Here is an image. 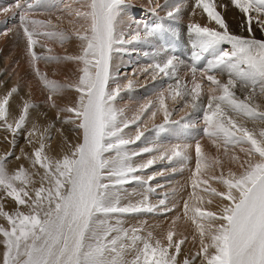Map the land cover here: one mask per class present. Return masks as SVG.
<instances>
[{
  "label": "snow or ice",
  "instance_id": "obj_1",
  "mask_svg": "<svg viewBox=\"0 0 264 264\" xmlns=\"http://www.w3.org/2000/svg\"><path fill=\"white\" fill-rule=\"evenodd\" d=\"M76 2L79 4L76 9H72L71 4L66 7L68 15L73 16L78 24L73 35L80 42L81 50L78 55L63 58L52 55V49L41 41L63 45L70 37L58 31L51 19L31 18L35 9L44 6V0H24L23 6L20 2L14 5L19 10L29 63L48 91V100L52 101L66 87L78 94L71 106L60 111L70 114L63 122L75 124L81 130L82 138L70 153L54 160L46 154L45 137L40 135L39 147L31 156L32 166L42 169L43 175L40 176V186L33 193L28 189L35 183L34 174L22 166L9 173L5 161L10 153L0 157V190L18 206L29 209L27 213L18 210L9 213L0 207V217L8 225L0 226V245L4 249L0 264H177L186 238L177 239L174 227L166 232L164 240L154 239L152 232L142 235L143 227L125 228L123 215L152 213L158 207L149 203L148 196L128 205H121V200L124 185L132 182L150 185L156 175H163L158 172L145 179L137 173L144 172L158 161L169 164L186 162L191 146L178 143L163 150L158 147L133 150L130 146L145 135L142 130L145 113H150L153 119L158 112L162 113L164 123L155 126L157 131L165 130L172 113L161 93L158 108L153 110V104L149 102L129 119L124 110L116 106V100L124 88L133 87V82L128 79L122 86L112 72L113 54L123 51V45L163 35L168 30L162 23H157L155 26L144 24L141 32L138 24L131 40H126L125 32L120 30L125 0ZM231 3L243 14L249 36L230 33L213 0H195L194 10L202 9L218 27L195 23L187 26L192 49L191 88L177 78L179 58L164 56L168 48L152 52V63L144 71L151 69L153 78L157 74L175 78V84L168 86L171 99L191 97L193 109L199 107L203 82L207 81L204 135L218 150L222 147L225 155L230 149L238 148L245 157L241 161L239 155L231 156V161L238 163L240 168L238 174L229 170L225 175L221 168L219 175L205 176L209 169L221 166L222 161L218 157L210 159L201 144H195L193 192L190 200L184 201L183 215L195 226L200 237L197 256L201 257L202 264H264V127L250 129L240 122L242 119L264 125V110L252 102L257 88L259 95L264 96V40L252 35L254 23L264 31V0H231ZM179 11L180 6L174 5L167 16L175 20ZM37 45L45 49L44 54L37 53ZM223 45L230 47L226 49ZM61 59L81 65V74L75 85L67 86L51 80L37 66L40 61L58 63ZM201 61H206L205 66L198 69ZM218 74H226L227 81L222 83ZM110 81L115 83L114 87H110ZM237 87L248 90L244 99L236 96ZM17 91L13 87L0 99V122L13 135L24 127L32 107L26 102L19 118L14 123L8 122L9 101ZM51 106L56 107V104L53 102ZM133 125L135 135L130 136L126 129ZM182 126L190 127L187 123ZM35 134V128L29 132V136ZM153 152L157 154L145 162H135L136 157ZM171 170L176 171L174 167ZM212 182L219 183L224 190L218 191L212 187ZM147 191L155 189L149 186ZM205 195L209 197L208 203H212V198L222 201L219 211H209L201 206ZM159 207L171 210L166 207V198L159 200ZM184 264L190 262L186 259Z\"/></svg>",
  "mask_w": 264,
  "mask_h": 264
},
{
  "label": "rangeland",
  "instance_id": "obj_2",
  "mask_svg": "<svg viewBox=\"0 0 264 264\" xmlns=\"http://www.w3.org/2000/svg\"><path fill=\"white\" fill-rule=\"evenodd\" d=\"M34 1V0H33ZM67 0H60V3L62 2H66ZM174 3L172 4H169L168 3V0H167V4L165 3V0H160L159 3H161V7L162 6H165L166 5V8H167V13L169 10H173V6L174 5H177L178 3L175 2V0H173ZM180 1V0H178ZM177 1V2H178ZM191 4L190 2L186 3V5H184V3L180 2L178 5L180 6V11L177 15H180L181 18H185L184 19H178L176 18L175 20L173 19H170L167 15L165 14H162V12H165L163 8L160 7V10L157 11L155 9V12H153V9H154V0H145L146 2V6L145 7L146 9H148L152 14L153 16L158 17V19L162 22L163 20L165 21L166 24L169 25V27L172 29L174 28V33L176 36H179L178 35V31H185V28L189 25V24H193V19L194 18H199V14L203 13V17H207L206 13L203 12L202 9L200 8H195L194 10V2L195 0H191ZM17 2H20L22 4V6L24 5V0H0V80L2 79L3 75L5 77V80H2L0 81V99H3V97L13 88L16 86V88L18 89V93L21 94L22 96H26V95H23V94H27L28 98L26 97H22L21 95H18L17 92L16 93H13L12 94V97L9 101V117H8V122L9 123H14L18 118H19V115L22 114V109H23V105L27 102L29 103L30 105L33 103L34 105H36L34 107V109H40L41 113L43 114L44 113V117H42V114H40V117L38 116L37 119L41 118L40 122L37 120L36 122L37 123H42V124H38L39 126L36 127L37 128V132L34 136V139L36 137H39L40 138V135L43 134L44 135V144L45 146L47 145V147H45V152L46 154L49 156V158L51 159H59V158H62L65 154H68L70 153V151L72 149H69V152L68 151H57V142L59 143V140H61L62 137L59 136V129L58 127H56L52 120H50V117H52L50 115V111L55 108V107H45L43 104V100H45L43 98V96H38L39 92H35L33 95H30V93H28L27 91L25 92H20L22 87H23V84L24 83H27L25 82L24 80L25 79V73L26 72H22L24 71V67H27L25 64H26V61H24L27 57V54H25L27 51L26 50V38L24 37L23 33L21 34L20 32H22V29L20 27V21H19V10H17L14 5L17 3ZM130 1L128 0H125V9H124V12H127V13H130V16L131 17H126L124 19H127L129 20V22H132L131 25H134V23L136 24V22L139 21V19H141L140 15H139V12L142 10L141 5H138L137 3L134 5V8H135V11L138 12V16L136 15H133L132 16V11L128 6ZM144 1L140 2L141 4H144L143 3ZM153 2V4H152ZM221 2H225L224 5L220 4ZM213 3L215 5V8H216V11L218 13L221 14V16L223 17V19L225 20V23L227 24L228 26V31L231 32V25H233L235 27L236 30H238L239 32H241V36H249V33L246 32V33H243V31H241V29H245V26H243V20H244V16L242 13L237 12L238 15H230L228 16L230 11H232V9L234 8V6L232 5L231 3V0H226V1H220V0H213ZM69 4H71L72 6L73 5H79L76 0L74 1H71L69 2ZM68 4V5H69ZM149 4V5H148ZM190 4V5H189ZM157 5V4H155ZM181 6H183L181 8ZM79 7V6H77ZM139 7V8H138ZM157 7V6H155ZM6 9H8V11H4ZM14 8V9H13ZM40 8V7H39ZM43 8V7H42ZM184 8H187V9H184ZM38 9V8H37ZM36 9V10H37ZM184 9V10H182ZM43 9H41L42 11ZM166 10V9H165ZM40 11V9L38 10ZM38 11H34V14H36V12ZM4 12V13H3ZM123 12V13H124ZM161 12V13H160ZM3 13V14H2ZM64 12H61V14H63ZM135 13V12H134ZM166 13V14H167ZM194 13V14H193ZM68 14V12H67ZM124 15V14H123ZM151 15V14H150ZM34 16V15H33ZM31 16V18L33 17ZM233 16V17H232ZM57 17H60L61 19V15L58 14V16L54 17L52 19V21H58L60 19H57ZM134 18V20H130L131 18ZM188 17H189V20H188ZM205 17V18H206ZM162 18V19H160ZM203 18V21L202 22L199 18L200 21H197L195 20L194 23L195 24H203V26H207V27H210V28H217L218 26L215 24V22H211L209 21V19L207 20V18L205 19ZM230 18H232L231 20H229ZM71 20H74L73 16L70 17ZM235 19L236 22H238L237 24H235L233 22V20ZM169 20V21H168ZM182 20V21H181ZM146 21V20H145ZM148 21H151L150 19ZM206 21V23H205ZM207 22H210L208 25H207ZM70 26H73L71 25L73 22H68ZM81 23V22H80ZM214 23V24H212ZM138 24V23H137ZM205 24V25H204ZM55 25V24H54ZM68 25V26H69ZM144 24H142L143 26ZM141 26V27H142ZM214 26V27H213ZM238 26V27H237ZM17 27V30L14 28ZM65 27V26H64ZM123 27V25H122ZM66 28V27H65ZM13 30L15 32V37L12 35V34H8L11 32V30ZM67 29V28H66ZM230 29V30H229ZM69 30V29H68ZM123 30V29H122ZM135 30H137V27H129L128 28V31L130 32H135ZM177 30V31H176ZM260 30L261 32V28L259 26H257L255 23L253 24V33L252 35H256L255 33H257L258 31ZM73 31V30H72ZM66 34H69L68 32L64 31ZM4 33V34H3ZM18 34H21L20 36L17 35ZM2 34L4 35L3 36V40L1 38ZM244 34V35H243ZM5 35H6V38H5ZM14 37H12V36ZM129 33H127L125 35V39L126 40H130V37H128ZM187 35H188V32H187ZM10 36V38H9ZM16 36L20 37V38H16ZM70 36V34H69ZM185 37V35H184ZM188 37V40H189V36ZM5 38V39H4ZM7 39L10 41L11 39H16L14 41H17V47H14V46H11L10 43H8V47L6 46L7 44ZM72 39V38H71ZM163 40L167 41L165 38H162ZM172 39V38H171ZM8 41V42H9ZM76 41H78L76 39ZM183 43L184 40H182ZM190 41V40H189ZM133 42V41H131ZM130 42V43H131ZM25 43V44H24ZM56 43V42H55ZM42 44V43H41ZM70 44V43H68ZM72 44V43H71ZM70 44V45H71ZM128 44V43H127ZM125 44V45H127ZM155 44L156 46H161V44L159 43V36H156V41H155ZM159 44V45H158ZM38 46V50L40 51L42 48L40 47V45H37ZM224 48H229L230 46L228 45H223ZM162 47V46H161ZM188 46L184 47L183 50H182V54L184 58V60H186V62L189 64V68L191 66L190 64V60L186 59L184 57V55H189V52H188V49H187ZM44 49V48H43ZM66 49H69V48H66ZM25 50V51H24ZM45 50V49H44ZM63 50V49H62ZM157 50H161V49H157V47L153 48L152 47V50L151 51H157ZM6 51H8L10 54H8ZM22 51L25 52L22 54ZM5 53V54H4ZM120 53V52H119ZM144 53H148L147 51H145ZM152 53V52H151ZM115 55H113V59H115L114 57H116V55L118 53H114ZM11 55V56H10ZM25 56V59L23 60V57ZM69 56V55H67ZM164 56H167V53L165 52ZM29 58V57H28ZM144 57H141V60L145 62H147L146 60H143ZM181 59H179L180 61ZM3 61H6V64L4 65L3 64ZM136 63L139 65V62H137V60H135ZM41 62H44V61H40L39 63L42 64ZM206 61H201L200 63H203ZM45 64H48L46 62H44ZM199 63V64H200ZM180 64V63H179ZM198 64V65H199ZM9 65V66H8ZM6 66L8 67V69L6 68ZM132 66V65H131ZM131 66H123V64L121 65H118L117 67V71L114 72L115 75L118 76V79L121 78L120 80H123L125 78V81H123V85H126L127 84V80L130 79V77L126 76L127 74H132L131 76H133V84L134 86L136 85L135 83L137 82V84H139V88H135L136 91H133V93H137L139 91H143L145 93V90H144V86L141 82L143 81L144 79V75L146 74V76H151L152 74V71L150 72H145L144 69L146 67H142L140 69L141 72H138V73H135V71L130 68ZM182 65H179L178 67H181ZM31 65H28V70L31 71ZM140 67V65H139ZM204 67V66H203ZM125 68V69H124ZM23 69V70H22ZM15 70V71H14ZM151 70V69H149ZM125 71L127 73H125ZM133 71V72H131ZM129 72V73H128ZM14 73V74H13ZM117 73V74H116ZM149 73V74H148ZM15 74H17L19 77H24L23 81H21L22 79H14V76ZM32 74V73H31ZM72 74V80H68V81H64V77H60V76H57L56 80L57 81H60V78L63 79V81L66 83L65 85L67 86H70V85H75V83L78 81V72L76 71H73L71 73H68V75H71ZM125 74V76H124ZM138 74V75H137ZM35 74L33 75H27L29 77H35L34 76ZM196 75H199V73H197ZM224 75V74H223ZM223 75H220L218 74V79L222 80L221 82H225L224 80V76ZM123 76V77H122ZM135 76V77H134ZM160 77L158 78H161L163 77V74L159 75ZM223 76V77H222ZM139 77V78H137ZM145 77V78H147ZM178 77V76H177ZM191 77H192V73H191ZM198 76H196V79H197ZM142 78V79H141ZM13 79V80H12ZM20 80V81H19ZM153 80V79H152ZM199 80V79H197ZM4 81V82H3ZM8 81V82H6ZM13 81V84H10L12 85L9 86L10 88H6L5 87V83H11ZM27 81V80H26ZM191 80H187V79H184L183 78V83H187L188 87L191 88L192 87V81L190 82ZM2 82V83H1ZM22 82V83H21ZM111 82V81H110ZM166 83H170L169 81V77H167V79L164 81ZM189 82H190V85H189ZM4 84V85H3ZM207 84H209L207 82ZM2 85V86H1ZM21 85V86H20ZM204 85H206L205 82H203V93L201 95V97L199 98V101H203L205 100V98L207 99V89L206 87H204ZM20 86V88H19ZM25 86V84H24ZM5 87V88H4ZM110 87H114L111 85L110 83ZM208 88V87H207ZM70 89V88H68ZM73 91V90H72ZM245 91V89H244ZM27 92V93H26ZM76 95L77 93L75 91H73ZM38 93V94H37ZM122 93V91H121ZM120 93V94H121ZM17 94V95H15ZM147 94V93H146ZM31 97H30V96ZM35 95V96H34ZM148 96L144 97L143 96H140V97H136L135 96V99L133 100H129V102L127 103L125 100L126 98H119L117 97V99L119 100H116V106L118 108L121 107V109L124 110L125 112V116H127L129 119H131L134 114L140 109V107L142 105H145L146 103V100H149L147 102V104L149 102H151L153 104V110H155L156 108H158V96H157V100H156V97H153V95L151 94H147ZM156 95V94H155ZM159 95V92L158 94ZM134 96V94H133ZM19 97V98H18ZM21 97L23 99H21ZM65 97V96H64ZM264 96L262 95H259V89H257V97H256V100L258 101H254L253 103L254 104H258L260 106V109L261 110H264ZM130 98V97H129ZM132 98V97H131ZM155 98V99H154ZM203 98V99H202ZM19 99V100H18ZM21 99V100H20ZM25 99V100H24ZM29 99V100H28ZM42 99V100H41ZM137 99V100H136ZM188 99V96L184 97V100L186 102V100ZM128 100V99H127ZM136 100V101H135ZM20 101V102H19ZM29 101V102H28ZM121 101V102H120ZM135 101V102H133ZM181 101V100H179ZM261 101V102H260ZM32 102V103H31ZM52 103H56V107L60 106L61 109H64V104L61 103L59 100H57L56 98L53 97V100L51 101ZM124 104H123V103ZM172 102H176V100L172 101ZM37 103V104H35ZM51 103V105H52ZM127 103V104H126ZM131 103V106H129V104ZM141 103V104H140ZM143 103V104H142ZM166 103V102H165ZM32 104V106H34ZM40 104V106H39ZM126 104V105H125ZM137 104V106H136ZM63 105V106H62ZM128 105V107H127ZM167 107H168V110L172 113L171 117H170V121L171 122H177L175 121V118H180V125L182 126L184 123V120H183V116L184 114L180 113L181 111H183V109H179L180 106H177V103L176 104H172L171 107L169 106L168 103H166ZM191 105V102L190 104ZM44 106V107H43ZM140 106V107H139ZM38 107V108H37ZM130 107V108H129ZM187 108L189 107L188 105L186 106ZM45 108V109H44ZM129 108V109H128ZM33 107H30L29 109V112H28V117H27V120L25 122V125L23 128H21L15 135H13L12 132H9L5 127H3V122H0V157H3L5 156L6 154H9L10 155H7V159L5 161V164H6V168L8 170L9 173H14L16 170H18L21 166L24 167L27 171H29L30 173H33L34 174V181L35 183H33L30 188L28 189L30 193H33L34 192V189L38 188L40 186V176L43 175V170L42 169H39L38 167H33V166H28V165H25L24 161H22L21 159H25V160H31L32 161V156H31V153H23L24 150L20 151V149L18 148L20 145V142H23L24 145L27 143V140L26 138H28V133H29V129H31L32 127L29 128V125L32 124L33 125V122L31 121V113L32 111H34ZM32 110V111H31ZM47 113H46V112ZM187 113H190V112H193L191 115H189V119H192L190 121H188L190 127L188 129L185 130V134H186V139L189 140V143H187L188 145H190L191 147H189L188 149V155H189V159L186 161V162H180V161H173L171 164H169L167 161H158L156 162L151 168H148L147 170H145L144 172L142 173H137V175H142L145 179L147 178V176L149 175H154L156 174L157 172H163V175H156L155 179L152 180L150 182V185H147V184H140V183H137V182H132V183H129V184H126L123 186V193H122V200H121V205H128L129 203H136L138 201H140L141 199H143L144 196H148V200H149V203L152 204L153 206H157L158 207V210L155 211V212H152V213H146V212H141V213H132V214H125L123 215L121 218L123 220V226L125 228H130V227H143V232L141 233L142 235L144 236H147V233L148 232H152L153 234V238L154 239H160V240H164V237H165V234L166 232L170 229V228H173L174 227V230L176 231L177 233V239L179 238H186L185 239V243L181 246V252L179 254V256L177 257V264H184V261L187 259L190 264H202V259L201 257L197 256V253L200 251V237L196 231V228L195 226H193L191 224V222L189 220H185L184 215H183V204H184V201L185 200H190V193L188 194V190L187 188H192L191 186V180H192V175L191 176H188L190 177L191 179H189L188 181L186 180V178L188 179V177L185 175H182V173H184V170L186 167H192L194 164L196 166V156H195V144L197 142H199L202 146V149L204 151V153H206V155L208 156H211L212 158H217L216 156H212L209 151L210 150H213L215 148V146L213 145L212 141L209 142V138L207 137V140L204 139V132H203V128H204V125H203V117L202 119L200 120V116L199 114L195 115L197 112L192 110V107L190 106V110L189 108L186 110ZM190 111V112H188ZM49 113V114H48ZM39 115V113H38ZM52 115H53V118H60V114L58 112V109L55 108V110L53 109V112H52ZM50 116V117H49ZM199 116V117H197ZM64 118H68L66 115L63 116ZM187 117V116H186ZM44 118V119H42ZM46 118V119H45ZM195 118V119H194ZM188 119V120H189ZM183 120V121H182ZM148 121V122H146ZM170 124H174L172 126H175L176 123H171ZM156 123V120L150 122V120H147L146 118H144V122L142 124V130H144L145 132V135L144 137L141 138L140 141H138L136 144H133L131 145L130 147L133 149V150H141L143 149V147L145 148L146 146V143L149 146V144L153 141H155V143H151V147H158L160 148L161 150L162 149V146L163 144L165 143H169L172 139L173 140H178L179 138L177 137L176 133L174 131H172L169 135L165 136L166 133V127H165V130L164 131H157L155 126L157 124ZM187 123V124H188ZM242 123H245V125L247 127L248 126V123L247 121L243 120ZM161 125V124H160ZM42 126V127H41ZM263 127L264 125H259V124H254V125H251L249 128H253V127ZM47 127V128H46ZM177 127V126H176ZM45 129H47V131L45 132ZM49 129V130H48ZM23 130V131H26L27 135L26 134H20V131ZM42 130V131H41ZM58 130V131H57ZM153 131V132H152ZM167 132V131H166ZM39 133V134H38ZM126 133L130 136H134L135 135V125H133L132 127H130L129 129H126ZM55 134V139L54 140V143H56L57 145H54V146H51L49 145L50 141L52 140V135ZM154 134V135H153ZM161 134H164V135H161ZM18 135V136H17ZM26 135V136H25ZM160 135V136H159ZM47 136V137H46ZM150 136V137H149ZM153 136V137H152ZM160 137H163L161 138L159 141H156L158 140V138ZM59 138V139H58ZM154 139V140H151V139ZM24 139V140H23ZM37 139V138H36ZM47 139V142L45 143ZM63 139V138H62ZM28 140H30V138H28ZM39 142L38 144H40V139H38ZM37 140V141H38ZM58 140V141H57ZM151 141V142H150ZM18 142V144H17ZM62 142V141H60ZM81 142V140L79 141V143ZM143 142V143H142ZM33 144H36L35 143V140H33ZM37 145H31V150L34 151L36 148H38ZM35 147V148H34ZM52 147V149L50 148ZM50 148V149H49ZM53 150V151H52ZM51 154V155H50ZM157 153L153 152V153H144L143 155L141 156H138L135 158V162L136 163H141V162H145L147 159L151 158L153 155H156ZM27 156V157H26ZM30 156V157H29ZM17 157H20L19 159H17ZM20 160V161H19ZM30 161V162H31ZM187 162H191L189 165H187ZM176 163V164H175ZM182 163H186V167L183 166ZM31 165H32V162H31ZM175 168L176 171H172L171 169L172 168ZM166 170V171H165ZM188 173V175H190V173L193 174V169L189 172V171H186ZM36 173H39V175H35ZM182 175V176H181ZM184 176V177H183ZM190 183V184H189ZM174 185V186H173ZM141 186H143L141 189ZM151 187V188H154L155 191L153 192H148L147 191V188L148 187ZM188 186V187H187ZM220 188H222V191L224 190L223 189V186L222 185H219ZM218 188L217 190L218 191H221V189ZM186 189V190H185ZM143 190V191H142ZM182 191L179 193V191ZM139 193H138V192ZM145 191V193H144ZM187 191V192H186ZM192 191V190H191ZM190 192V191H189ZM193 192V191H192ZM191 192V193H192ZM138 193V194H137ZM143 193V194H142ZM176 193V194H175ZM182 193V194H181ZM181 194V196H180ZM187 194V195H186ZM134 195V196H133ZM133 196V197H132ZM175 196V197H174ZM179 200H178V197ZM186 196V197H185ZM132 197V198H130ZM183 197V199H182ZM166 198V207L168 209H171L170 211H165L163 207H159V200L160 199H165ZM176 198V199H175ZM182 199V200H180ZM185 199V200H184ZM178 200V201H177ZM183 201V202H182ZM215 201H216V204L218 206V210L219 208L222 206V201L219 199V198H215ZM181 202V203H180ZM191 202V201H190ZM172 203V205H171ZM178 206V207H177ZM0 207H2L5 211L9 212V213H14L15 211H23L25 213H27L25 211L26 208L22 209L21 206H18L11 198H7L4 196L3 194V191L0 190ZM180 207L182 209H180ZM178 210H182L181 212L176 211V209ZM207 210V209H206ZM176 211V212H175ZM178 212V213H177ZM182 213V214H181ZM182 217V219H184V221L182 219H180ZM171 219V220H170ZM178 220V221H177ZM173 221H176V224L173 225ZM186 222H190V225H186ZM165 222V223H164ZM169 222V223H168ZM183 223V224H182ZM165 224V225H164ZM181 224V226H180ZM0 226L2 227H8L7 225V221L3 218V217H0ZM180 226V227H179ZM187 226H189L188 228H186ZM193 226V227H192ZM169 228V229H168ZM178 228H180L178 231ZM187 229V230H186ZM183 230V231H182ZM186 230V231H185ZM188 231V232H187ZM166 242V241H165ZM4 251L2 245H0V254H2V252ZM129 259H131V257H129ZM196 262V263H195Z\"/></svg>",
  "mask_w": 264,
  "mask_h": 264
},
{
  "label": "bare ground",
  "instance_id": "obj_3",
  "mask_svg": "<svg viewBox=\"0 0 264 264\" xmlns=\"http://www.w3.org/2000/svg\"><path fill=\"white\" fill-rule=\"evenodd\" d=\"M71 1H74V0H67L66 2H62V3H60V0H44V6H43V8L42 7H40V8H38L37 10L35 9V11H38L39 9H40V11H38V12H36V14H34L33 13V17H32V19H38V20H43V21H47V20H49V19H53L54 17H56V16H58V14H60L61 15V19L60 20H58V21H53V24H55V25H57L58 27H57V30L58 31H66V32H68L69 34H70V36H69V34H67L70 38L63 44V45H61V44H59L58 42H54V41H44V40H42L41 41V43L42 44H46L47 45V47H49V48H51L52 49V55H56V56H58V57H61V58H63V57H65V56H67V55H69V56H75V55H78L79 53H80V42L79 41H76V38H75V36L73 35V33H74V31H75V29L78 27V24H77V22H76V20H75V18H74V20H71L70 19V17H72V16H69L68 14H67V12L69 11V9L66 7L68 4H69V2H71ZM128 1H130L129 2V8L131 9V10H133L132 11V13H134V12H136L135 11V8H134V5L137 3L138 5H141V6H143V7H141L142 8V10L139 12V15L141 16L140 18L141 19H139V21L138 22H136V24L134 23V25H131V23L132 22H129V20H127V19H124V18H126V17H131L130 16V13H127V12H124L123 14H122V16H121V18H120V30H122L123 28H124V26H126V25H128V27L127 28H129V27H137V25L139 24L140 25V30H141V32L143 31V26H142V22L141 21H144V19L146 20V21H148L149 19L150 20H153V19H155V16H153V14L148 10V9H146L145 7H147L145 4H146V2H145V0H128ZM142 1H144L143 3L144 4H141L140 2H142ZM159 1L160 0H154V9H156L157 11H159L160 10V7H161V3H159ZM178 0H175V2L176 3H180V2H182V3H184V5H186V3L188 2H190V4H191V0H180V1H178ZM194 1V0H193ZM215 1H217V0H215ZM220 1H226V0H220ZM168 3L169 4H172V3H174V1L173 0H168ZM224 3L225 2H221L220 4H222V5H224ZM134 4V5H133ZM152 4H153V2H152ZM155 4H157V5H159V6H157V5H155ZM189 4V5H190ZM22 5V4H21ZM149 5V4H148ZM72 6V5H71ZM77 6H79V5H73L72 6V9H76L77 8ZM136 6V5H135ZM155 6H157V7H155ZM164 7V11L165 12H162V14H165V15H167L166 13H167V8H166V5L165 6H162L161 8H163ZM183 6H181V8H182ZM139 8V7H138ZM6 9V8H5ZM14 9V8H13ZM41 9H43L42 11H41ZM61 9H63V11H61ZM166 9V10H165ZM184 9H187V8H184ZM184 9H182V10H184ZM5 11V10H4ZM6 12V11H5ZM61 12H64L63 14H61ZM237 12H238V10L234 7L233 9H232V11H230L229 13H231V14H229L228 16H230V15H238L237 14ZM4 13V12H3ZM2 13V14H3ZM161 13V12H160ZM151 14V15H150ZM194 14V13H193ZM179 17V18H178ZM199 18H200V20L202 21V22H204L203 21V18H205V17H203V13H201V14H199V16H198ZM233 17V16H232ZM177 18L178 19H184L185 20V18H181V16L180 15H177ZM199 18H194L193 19V22L192 23H194V21L195 20H197V21H200L199 20ZM207 18V17H206ZM205 18V19H206ZM160 19H162V18H160ZM209 18H207V20H208ZM232 18H230L229 20H231ZM188 20H189V17H188ZM244 20H245V18H244ZM244 20L242 21L243 22V24H244ZM73 22L71 25H73V26H70L69 25V23L68 22ZM160 21V20H159ZM169 21V20H168ZM182 21V20H181ZM210 21V20H209ZM225 21V20H224ZM161 22V21H160ZM211 22H213V21H211ZM233 22L235 23V24H237L238 22H236L235 21V19L233 20ZM81 23H83L82 21H81ZM138 23V24H137ZM163 25H164V28L166 29V30H168V31H166L163 35H158L159 36V38H165L167 41H171L173 38H176V37H178V39H179V41H180V44L183 46H181V53H183L182 52V50H183V48L184 47H186V46H188L187 47V49H188V52H189V54H191V52H192V49H191V47H189V45H190V41L188 40V37L187 36H189V35H187V27L185 28V30H186V32L185 31H178L179 33H178V35L179 36H176V35H173V32H174V28H170L169 27V25L168 24H166L165 23V21L163 20L162 22H161ZM205 23H206V21H205ZM210 22H207V25L209 24ZM145 24H148V23H145ZM212 24H214V23H212ZM228 24V23H227ZM69 25V26H68ZM122 25H123V27H122ZM201 26H203V24H200ZM205 25V24H204ZM67 28H65V27ZM142 26V27H141ZM244 26V25H243ZM214 27V26H213ZM238 27V26H237ZM17 30V27L16 28H14V30ZM69 29V30H68ZM11 30V29H10ZM73 30V31H72ZM230 30V29H229ZM136 31V30H135ZM177 31V30H176ZM231 32L230 33H232V34H235V35H240L241 34V32H239L238 30H236L235 29V27L233 26V25H231V30H230ZM241 31H243V33H246L247 31L243 28V29H241ZM16 32V31H15ZM15 32L13 31V30H11V32L10 33H8V34H12L13 36L15 35ZM128 33H129V35H128V37H130V40H131V34H133L134 32H130V31H127ZM21 34L23 33V32H20ZM4 34V33H3ZM2 34V36H1V38H2V40H3V35ZM21 34H18L17 33V35L18 36H20ZM256 35H254V37L256 38V39H261V40H264V31H262L261 30V32H260V30L257 32V33H255ZM11 35V36H12ZM184 35H185V37H184ZM244 35V34H243ZM12 36V37H13ZM18 36H16V38L18 39V38H20V37H18ZM241 36V35H240ZM15 37V36H14ZM13 37V38H14ZM5 38H6V35H5ZM4 38V39H5ZM9 38H10V36H9ZM72 38V39H71ZM172 38V39H171ZM14 40H16V39H11L10 41L7 39V44H6V46L8 47V43H10L11 44V46H14V47H17L18 48V46H17V42H18V40L17 41H14ZM182 40H184V42L185 43H183V41ZM9 41V42H8ZM155 41H156V37H151V38H148V39H142L141 41H139V42H137V41H133V42H131V43H128L127 45H123L122 47H123V51H121L120 53L118 52V54L116 55V57H114L115 59H113L112 60V72L114 73L115 71H117L116 69H117V67H118V65H121V64H123V66L125 65L126 67L128 66H131L130 68H132L134 71H135V73H138V72H141L140 71V69L142 68V67H147V65H149L150 63H152V58H151V52H153V51H151L152 50V47L153 48H155V47H157V49L159 48V49H163V45H161L160 47L159 46H156V44H155ZM68 43H72L71 45L70 44H68ZM25 44V43H24ZM159 45V44H158ZM42 48V47H41ZM66 48H69V49H66ZM63 49V50H62ZM36 51H37V53L38 54H44L45 53V50L42 48L40 51L38 50V46L36 47V49H35ZM25 51V50H24ZM145 51H147L148 53H144ZM8 54H10L8 51H6ZM26 52V51H25ZM25 52H23L22 51V54L23 53H25ZM167 53V55H172V54H170V53H168V51L166 52ZM5 54V53H4ZM26 54V53H25ZM25 54H23V55H25ZM165 54V53H164ZM113 55H115V54H113ZM188 55V54H187ZM11 56V55H10ZM175 56H177L179 59H181L180 60V64L179 65H182L181 67H178V70H177V78L178 79H180L181 80V82L183 83V78L184 79H187V80H191L192 81V77H191V71H190V68H189V64L186 62V60H184V58L183 57H181L182 56V54H178L177 53V55H175ZM141 57H144V59L143 60H146L147 62H145L144 63V61H142L141 60ZM25 59V56L23 57V60ZM135 60H137V62H139V65H140V67H139V65L136 63V61ZM24 61H26V66L27 67H24L23 69H24V71H22V72H26L25 73V79L27 80H24L25 82H27V83H24L25 84V86H24V84H23V87H22V89H21V91L20 92H25V91H27L28 93H30V95H33L35 92H39V94H38V96H43V98L45 99V100H43L44 102H43V104L42 105H44L45 107H47V109H48V107H50L51 108V101H49L48 100V95H49V93H48V91L43 87V85L40 83V81L38 80V78L35 76V77H29V76H27V75H33L34 74V72H33V70H32V67H30L31 68V71H29L28 69V65H30V63H29V58H28V56L26 57V59L24 60ZM42 64H40L39 62H38V67H39V69H40V71H41V73H44V74H46L47 75V77L49 78V79H51V80H55V81H57L56 80V78H57V76H60V77H64L63 79H64V81L66 82V81H68V80H72V74L71 75H68V73H71V72H73V71H76V72H78V76L81 74L80 73V71H79V69H80V67H81V65H79L78 63H76V62H74V61H70V60H64V59H61L60 60V62H51V63H48V64H45L44 62H41ZM3 64L5 65L6 64V61H3ZM190 64H192V61H190ZM9 66V65H8ZM203 66H205V62H203V63H200L199 65H197V68L198 69H203ZM6 68L8 69V67L6 66ZM22 69V70H23ZM125 69V68H124ZM142 70V69H141ZM15 71V70H14ZM150 71H152V70H148V72H150ZM118 72V71H117ZM131 72H133V71H131ZM32 73V74H31ZM125 73H127L126 71H125ZM129 73V72H128ZM197 73H199V72H197ZM14 74V73H13ZM117 74V73H116ZM149 74V73H148ZM132 74H127L126 76H128V77H130V79L133 81V76H131ZM138 75V74H137ZM159 75H161V74H157V75H155V78H153V74H151V76H146V74L143 76L144 77V79H143V81L141 82L143 85H145L144 86V90H145V93L143 92V91H139L138 92V94L136 93H133V91H136V89L135 88H139V84H137V82L135 83L136 85L134 86V84H133V87L131 88V89H127V88H124L123 90H122V93L120 94V96H119V98L121 97V98H126V102L128 103L129 102V100H133V99H135V96L136 97H140V96H143V98L144 97H146V96H148L147 94L149 93L150 95L152 94L153 95V97H156V100H157V96H158V98L160 97V95H161V93H163L164 94V96H165V102L166 103H168L169 104V106L171 107V105L172 104H176L177 103V106H180L179 107V109L181 110V109H183V111L184 112H180L181 114L183 113L184 114V116L182 117L183 118V120H184V122H186V123H188V121H190V120H192V119H189V115H191L193 112H190V111H188V112H190V113H187V109L189 108V110H190V106L191 105H189L190 104V102H191V97H188V99L186 100V102H185V100H184V98H177L176 99V102H172L173 100L171 99V97H170V95H169V88H168V86L170 85V84H172V85H174L175 84V78H171V77H169V81H170V83H166V82H164L166 79H167V77H165V76H163V77H161V78H158V77H160ZM124 76H125V74H124ZM196 76H198L197 77V79H199L200 80V76L199 75H196ZM224 76V80H225V82L227 81V75L226 74H224L223 75ZM222 76V77H223ZM3 77H5L4 75H3ZM2 77V79L0 80V81H2V80H5V78H3ZM123 77V76H122ZM135 77V76H134ZM145 77H147V78H145ZM24 79V77L22 76V77H19L17 74H15V76H14V79ZM137 78H139V77H137ZM23 79L21 80V81H23ZM63 79H61L60 78V81H57V82H59V83H61V84H63V85H65L66 83L63 81ZM121 78H119L116 82H118L119 84H121L122 86H123V81H125V78L123 79V80H120ZM140 79V78H139ZM142 79V78H141ZM153 79V80H152ZM13 80V79H12ZM198 80V81H199ZM20 81V80H19ZM190 81V82H191ZM222 81V80H221ZM4 82V81H3ZM6 82H8V81H6ZM190 82H189V85H190ZM205 83H206V85H204V87H206V89H208L207 87H209V84H207V81H204ZM2 83V82H1ZM22 83V82H21ZM77 83V82H76ZM75 83V84H76ZM111 83V85L112 86H115V83H113V82H110ZM188 83V82H187ZM192 83V82H191ZM6 85H5V87L6 88H10L9 86H11L12 87V85H10V84H13V81L11 82V83H5ZM4 85V84H3ZM2 86V85H1ZM21 86V85H20ZM20 86H19V88H20ZM4 87V88H5ZM16 87V86H15ZM258 89V88H257ZM25 90V91H24ZM22 92V93H23ZM26 92V93H27ZM158 92H159V95H157L158 94ZM147 93V94H146ZM207 93V92H206ZM235 93H236V96L239 98V99H244V97L248 94V90L247 89H245V91H244V89H241V88H239V87H237L236 89H235ZM17 94L18 95H21V94H19L18 92H17ZM17 94H15V95H17ZM133 94H134V96H133ZM156 94V95H155ZM23 95H26V96H28L27 94H23ZM29 95V96H30ZM22 96V95H21ZM26 96H22V97H26ZM35 96V95H34ZM65 96V97H64ZM21 97V99H23ZM31 97V96H30ZM130 97V98H129ZM132 97V98H131ZM256 97H257V95L254 97V99H253V101L252 102H254V101H258V100H256ZM19 98V97H18ZM26 98H28V97H26ZM54 98H56L57 100H59L61 103H63L64 104V108H66V107H68V106H71L76 100H77V98H78V94L76 95L72 90H70V89H68L67 87L65 88V90L63 91V92H61L60 94H58V95H55L54 96ZM264 98V97H263ZM20 99V100H21ZM128 99V100H127ZM155 99V98H154ZM203 99V98H202ZM19 100V99H18ZM25 100V99H24ZM29 100V99H28ZM42 100V99H41ZM118 100V99H117ZM137 100V99H136ZM135 100V101H136ZM179 100H181V101H179ZM119 101V100H118ZM135 101H133V102H135ZM149 100H146V104H147V102H148ZM157 101H159V99L157 100ZM175 101V100H174ZM20 102V101H19ZM29 102V101H28ZM121 102V101H120ZM261 102V101H260ZM32 103V102H31ZM57 103V102H56ZM55 103V104H56ZM123 103V102H122ZM126 103V104H127ZM198 103H199V107L198 108H196V109H193L192 108V110H194V111H196L197 113L195 114V115H197V114H199V116H200V120L202 119V117H203V112H204V108H205V106H206V104H207V99L205 98V100H203V101H198ZM33 104V103H32ZM31 104V105H32ZM35 104H37V103H35ZM124 104V103H123ZM125 104V105H126ZM141 104V103H140ZM143 104V103H142ZM34 105V104H33ZM186 105H188L189 107L187 108L186 107ZM36 105H34V106H32L33 107V109H34V107H35ZM39 106H40V104H39ZM43 106V107H44ZM63 106V105H62ZM129 106H131V103L129 104ZM136 106H137V104H136ZM173 106V105H172ZM127 107H128V105H127ZM140 107V106H139ZM38 108V107H37ZM56 109H58V112H59V114H60V116L61 115H66L67 117H69V113H67V112H62V111H60V109H61V107L59 106H57V107H55ZM55 108H53L54 110H55ZM121 108V107H120ZM130 108V107H129ZM128 108V109H129ZM30 109V108H29ZM32 109V110H33ZM45 109V108H44ZM52 109V108H51ZM53 109L49 112L50 113V115L52 116V117H50V120H52V122H53V124L56 126V127H58V129H59V131H58V133H59V136L60 137H62L61 138V140H59V143L57 142V144H58V146H57V151H68L69 152V149H72V147L73 146H75L76 144H78L79 143V141L81 140V138H82V133H81V130H79L78 128H76V126H75V124H67V123H64L63 121L66 119V118H64L63 116H61L60 118H53V115H52V112H53ZM31 110V111H32ZM46 112V111H45ZM38 113H39V115H38ZM47 113V112H46ZM48 113V114H49ZM40 114H42L41 113V111H40V109L38 110H36V109H34V111H32V113H31V121L33 122V125L32 124H30L29 125V128L30 127H32L31 129H29L30 131L29 132H32L33 131V129L35 128L36 130H37V128L36 127H38L40 124H42V123H37L36 121L38 120L39 122H40V120H41V118H39V119H37V117L39 116L40 117ZM44 115V113L42 114V117H44L43 116ZM187 116V117H186ZM199 116H197V117H199ZM144 118H146L147 120H150V122H152V121H154V120H156V123L155 124H157L156 126H158V125H160V124H163L164 123V121H163V115H162V113L161 112H158L157 113V115H156V117L153 119V118H151V116H150V113H145V115H144ZM42 119H44V118H42ZM46 119V118H45ZM189 119V120H188ZM195 119V118H194ZM180 118H175V121H177V122H179L180 123ZM182 120V121H183ZM146 122H148V121H146ZM240 122L242 123L243 122V120L241 119L240 120ZM179 123H176L175 124V126H172V125H174V124H168V125H166L165 127H166V131H165V133H166V135L165 136H167V135H169L172 131H174L175 133H176V135H177V137L179 138L178 140H171L169 143H165V144H163V146H162V149H167V148H170L171 146H173V145H175V144H187V143H189V140H187L186 139V134H185V130L186 129H188V128H184L183 126H181ZM247 123H248V126L250 127L251 125H254L255 123H252V122H249V121H247ZM39 124V125H38ZM189 124V123H188ZM204 125V124H203ZM177 126V127H176ZM42 127V126H41ZM264 127V126H263ZM47 128V127H46ZM253 128H255V129H259L260 127L259 126H257V127H253ZM253 128H250V129H253ZM49 130V129H48ZM42 131V130H41ZM37 132V131H36ZM153 132V131H152ZM20 134H26L27 135V133H26V131H23V130H21L20 131ZM39 134V133H38ZM25 135V136H26ZM154 135V134H153ZM161 135H164V134H161ZM18 136V135H17ZM35 136V135H34ZM34 136H29V133H28V138H30V140H28V138H26V140H27V143L24 145V143L23 142H20V145L21 146H19L18 148L20 149V151H22V150H24V152L23 153H33V151L30 149L31 148V145H37L38 144V142H39V140L38 139H40L39 137H36L35 139H34ZM160 136V135H159ZM47 137V136H46ZM52 140L50 141V143H49V145H51V146H54V145H57L56 143H54V140H56L55 139V134L54 135H52ZM150 137V136H149ZM153 137V136H152ZM156 138V137H155ZM158 138V137H157ZM156 138V139H157ZM161 138H163V137H160V138H158V140H156V141H159ZM59 139V138H58ZM149 139H151V138H149ZM204 139L205 140H207V137L204 135ZM24 140V139H23ZM33 140H35V143L36 144H33ZM38 140V141H37ZM151 140H154V139H151ZM58 141V140H57ZM60 141H62V142H60ZM142 141V140H141ZM47 142V139H46V141H45V143ZM151 142V141H150ZM209 142H211V140H209ZM143 143V142H142ZM151 143H155V141L153 142H151ZM150 143V144H151ZM17 144H18V142H17ZM149 144V146L151 147V145ZM146 147H148V145H147V143H146V145H145ZM37 147H39V144H38V146ZM46 147H47V145H46ZM35 148V147H34ZM51 149H52V147H50ZM49 148V149H50ZM144 148V147H143ZM53 151V150H52ZM209 153L212 155V156H216V157H218L221 161H222V165L221 166H216V167H214V168H212V169H209L208 170V172L205 174V176H208V175H219L220 174V171H221V168H222V170L224 171V173H225V175L227 174V172L229 171V170H232V171H234V172H236L237 174L239 173V171H240V168H239V166H238V163H234V162H232L231 161V156L233 155V154H236V155H239L240 156V158H241V161L245 158L244 157V154L243 153H241L240 151H239V149L238 148H236V149H230V151H229V153L227 154V155H225L224 154V152H223V148L221 147L219 150L215 147L213 150H210L209 151ZM206 154V153H205ZM51 155V154H50ZM27 157V156H26ZM30 157V156H29ZM208 157L210 158V159H212V157L211 156H209L208 155ZM20 158V157H19ZM22 161H24V163H25V165H28V166H32L31 165V160H25V159H21ZM20 161V160H19ZM31 161V162H30ZM191 162H187V165H189ZM176 164V163H175ZM183 164V166L184 165H186V163L184 164V163H182ZM186 165V166H187ZM193 166L192 167H186V166H184V167H186L185 168V170H184V173H182V175H186L187 177L188 176H191V175H193L192 173H190V175H188V173L186 172V171H191L192 169H193V171H195V165L194 164H192ZM38 167V166H37ZM166 171V170H165ZM158 173V172H157ZM181 175V176H182ZM183 176V177H184ZM192 177V176H191ZM189 179H191L190 177H188V179L186 178V180L188 181ZM192 181V180H191ZM190 181V182H191ZM190 184V183H189ZM219 183H216V182H212V187H216L217 189L218 188H220L219 187ZM174 186V185H173ZM143 186H141V189H143L142 188ZM188 187V186H187ZM187 189H189L188 190V194L190 193L191 194V192L193 191V189L191 188H187ZM221 189V191H222V188H220ZM186 190V189H185ZM192 190V191H191ZM219 190V189H218ZM143 191V190H142ZM190 191V192H189ZM198 192H199V190H197ZM138 192V191H137ZM180 192H182L181 190L179 191V193ZM187 192V191H186ZM139 193V192H138ZM137 193V194H138ZM144 193H145V191H144ZM143 194V193H142ZM176 194V193H175ZM182 194V193H181ZM181 194H180V196H181ZM189 194V195H190ZM201 195H203V193H200ZM187 195V194H186ZM134 196V195H133ZM132 196V197H133ZM132 197H130V198H132ZM175 197V196H174ZM176 197H178V196H176ZM186 197V196H185ZM179 198L180 197H178V200H179ZM133 199V198H132ZM176 199V198H175ZM182 199H183V197H182ZM182 199H180V200H182ZM208 199H209V197L208 196H206L205 195V202H204V204L203 205H201L204 209H207V210H209V211H219L218 210V206H217V204H216V201H215V198H212V203H208L207 201H208ZM177 200V201H178ZM185 200V199H184ZM189 200V199H188ZM183 202V201H182ZM181 203V202H180ZM171 205H172V203H171ZM178 207V206H177ZM24 208H26L25 209V211L27 210H29L27 207H22V209H24ZM176 209V208H175ZM180 209H182L181 207H180ZM179 210V209H178ZM177 209H176V211H178ZM26 211V212H27ZM175 211V212H176ZM182 211V210H181ZM180 210H179V212H181ZM178 213V212H177ZM183 213V212H182ZM181 213V214H182ZM184 218V217H183ZM180 219H182V217L180 218ZM171 220V219H170ZM183 221H184V219H182ZM186 220V219H185ZM178 221V220H177ZM165 223V222H164ZM169 223V222H168ZM185 223H186V225H187V223L188 222H186L185 221ZM183 224V223H182ZM192 224V223H191ZM165 225V224H164ZM188 225L189 226H191L190 225V222L188 223ZM193 225V224H192ZM180 226H181V224H180ZM179 226V227H180ZM189 226H187L186 228H188ZM194 226V225H193ZM192 226V227H193ZM190 228V227H189ZM169 229V228H168ZM180 228H178V231H180L179 230ZM187 230V229H186ZM185 230V231H186ZM183 231V230H182ZM188 232V231H187ZM200 245V244H199ZM196 263V262H195Z\"/></svg>",
  "mask_w": 264,
  "mask_h": 264
}]
</instances>
